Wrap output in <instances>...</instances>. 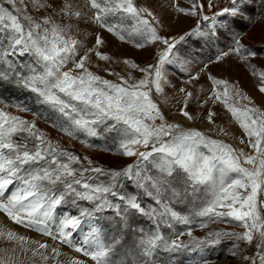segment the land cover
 Returning a JSON list of instances; mask_svg holds the SVG:
<instances>
[{
  "label": "snow or ice",
  "instance_id": "6c2138e0",
  "mask_svg": "<svg viewBox=\"0 0 264 264\" xmlns=\"http://www.w3.org/2000/svg\"><path fill=\"white\" fill-rule=\"evenodd\" d=\"M229 5L212 11L213 0L207 4L192 0L186 9L170 0L168 7L177 13L197 17L195 27L177 38L161 34L158 27H163L162 18L134 0H83L78 7L74 0H0V88L16 87L31 93L34 102L46 106L54 117H41L27 102L5 107L44 118L50 127L86 148L99 147L91 138L115 133L114 150L107 146L99 150L136 158L118 167L97 166L88 156L81 158L62 148L37 127L35 120L0 110V213L13 224L66 245L94 264H114V252L122 243L119 237L105 242L106 220L122 233L138 235L132 264H214L203 256L183 261L179 257L203 252L223 239L237 242L230 256L239 264H264V108L238 82L210 73L207 80L211 87L202 100L187 87L176 90L169 78V73L179 71L187 76L184 84L190 85L201 79L200 74L210 64L234 57L258 78L257 91L264 95V70L251 63L264 50V27L258 38L260 49L245 44L247 33L237 31L241 21H253L254 6L264 11V0H229ZM201 21L207 22L206 31ZM92 26L136 49L147 50L150 45L162 48L144 65L127 58L116 61L139 73V78L132 72L125 77L109 66L103 71L116 81L106 79L92 70L99 69L93 57L113 60L100 51L105 44L102 36L96 33L91 47L76 38L82 27L87 33ZM188 37L202 39L210 46L221 37L231 43L193 74L196 53L178 47L186 44ZM166 87L182 94L176 99L180 105L176 111L183 120H170L162 108L169 102ZM193 101H199V109L209 103L222 105L243 133L239 143L251 152L190 126L197 119L216 125L217 113L212 108L203 117L189 111ZM210 131L217 136L231 135L220 126ZM189 197L191 212L182 215L173 205ZM66 200L90 206H80L75 215H64L55 222V214ZM197 218L201 229L208 227L204 218L213 223L228 218L243 231H209L203 238L193 236L190 227L171 235L162 232V227L173 229L175 224L190 226ZM144 221L153 227L146 230ZM85 224L82 240L74 242V235ZM184 235L189 242L180 239ZM0 238L17 246L0 256V264H24L21 256L29 253L33 262L39 258L43 264L50 260L60 264L59 247L50 248L48 243L30 240L3 226ZM248 248L251 254H245ZM69 264L87 262L73 258Z\"/></svg>",
  "mask_w": 264,
  "mask_h": 264
},
{
  "label": "rangeland",
  "instance_id": "374dc122",
  "mask_svg": "<svg viewBox=\"0 0 264 264\" xmlns=\"http://www.w3.org/2000/svg\"><path fill=\"white\" fill-rule=\"evenodd\" d=\"M134 2L138 6H147L150 7L158 17L163 20V27H158V31L166 37H179L183 35L185 32L189 31L193 27H195L197 23V17H186L183 14L177 13L174 8L168 7L170 0H134ZM202 3L207 4V0H201ZM74 3L77 7L83 3V0H74ZM176 3L179 4L182 8H190L192 0H176ZM215 7L212 11H218L224 7H229V0H213ZM163 4L164 8L162 9L160 5ZM207 15H211V11H206ZM35 15V13H33ZM43 15V13H41ZM253 17V21H241L237 25V31L246 32L247 36L244 37L245 44H253L257 49H260L261 46L258 42L260 30L264 27V11H262L258 6H254V12L251 13ZM130 23V22H128ZM201 27L206 31L207 30V22L201 21ZM99 33L105 41V44L101 46L100 51L103 53H107L113 57L112 61L104 62L93 60L96 64L99 65V69L93 67V71H97V74L103 76L106 79H110L116 81L115 76L107 75L103 69L105 67H111L112 70L117 71L120 75L127 77L129 72H132L133 75L139 78L140 74L134 72V70L126 68L121 63H117L116 61H122L124 58L131 59L134 62H138L142 65L152 62L154 55L162 45L148 46L147 50L136 49L131 43H124L118 41L111 34L106 32L103 29H99L98 27L92 26L87 29V33H85L83 27L80 34H76V38L78 40L84 41L88 47H91L95 41V34ZM188 42L186 44L179 45L178 47L189 50L190 52H194L197 55V65L192 67L191 71L193 74L199 72V68L202 67L203 63H207L209 58H215V56L222 50H227L228 45L231 43L230 39L226 37H221L216 43L213 45L206 44L202 39L196 37H188ZM82 54V53H81ZM251 63L255 64L256 67L260 70H264V50H260L258 52V58L251 61ZM210 73L218 78L228 79L232 83L238 82V86L243 89L245 93L251 96L254 102L264 108V95L260 94L257 91L256 86L259 84V80L256 77H253L247 66L239 63L234 57L231 59L226 58L224 62L220 64H210L209 68L205 73H201V79L198 82H194L190 85H185L184 80L187 79V76L182 72L175 71L169 73V78L172 81V84L175 85V89L178 90L180 87H187L190 91H193L194 95L200 97L202 100L210 90L211 84L210 81L207 80V74ZM173 90L171 87H166V92L169 97V102L166 105H161L164 109L165 113L169 115L170 120H183L176 111V109L180 106L176 103V99H179L182 94H179L178 91ZM175 97V99H173ZM157 100L162 99L161 97H155ZM17 101L27 102L29 106L32 108L33 112L41 114V117H54V114L48 109L46 106L39 105L34 102V97L31 93L24 91L22 89L16 87L5 86L0 88V110L6 111L11 115H17L29 121L35 120L37 127L44 131L50 139L54 142H59L60 146L68 151H72L75 154L79 155L81 158L84 156H88L91 158L95 165L102 166L104 168L109 167H118L122 165H126L129 163H133L135 161V157L124 158L120 155H113L112 152H101L99 147H113V138L115 137V133L113 134H103L96 138H91L90 142L98 145L97 148H86L82 145L79 140H71L68 137L62 135V133L58 132L56 129L50 127L49 123L45 121L44 118H37L32 113H23L17 111L14 107H5V104L12 105ZM199 101H193L190 104L189 111L198 116H206L208 108H212L213 111L217 113L215 117L216 125L220 127H225L231 135L228 136H217L215 132L210 131L211 128L215 127L214 125H209L206 119H197L191 122L190 126L198 128L199 130L204 131L206 134H209L214 139H223L227 143H231L237 149L244 148L246 153H250L251 150L246 148L244 145L239 143V138H244L243 133L239 129L238 125H236L232 119L230 114H228L222 105L213 106L211 103L206 105L203 109L197 108V103ZM246 103V102H243ZM185 123H187L185 121ZM82 139L84 137H81ZM246 139V138H245ZM84 165L87 166V162H84ZM105 179V178H101ZM143 199V197H142ZM191 198H187L186 200L180 203H174V207L176 210L180 211L182 215H189L192 209V204L189 203ZM80 206H90L86 202H78L77 205H73L70 200H66L64 205L57 211L56 221L64 215H75L78 212V208ZM262 213H264V209H261ZM1 217L6 219L9 223H11L16 229L19 235H23L28 237L30 240H36L40 242L48 243L51 247H59L62 255L58 258L60 264H69V261L73 258L82 259L87 262V264H94L93 261L88 257H84L81 253H76L73 249L69 248L66 245H61L56 241H52L50 238L42 236L41 234L35 232L34 230H30L19 225L13 224L10 220L7 219L2 213H0ZM0 226H3L1 224ZM201 220L196 219L195 222L190 226H184L180 224H175L173 229H167L162 227V232L165 235H171L173 232H186L190 227L193 232V236L203 238L207 232L209 231H227V232H242L243 229L239 227L238 223L235 221H231L226 218L225 221H217L215 223L208 221L207 218H204V222L208 224V227L205 229H201L199 227ZM143 226L146 230H150L153 226L150 222L144 221ZM4 227V226H3ZM87 228V224H85L82 230L78 231L74 235V242H79L82 240L83 235L85 234L84 229ZM105 242H111L114 237H119L122 241L121 245H119L113 255L114 264H125V260L128 261V264H132V261L136 259L135 255H133V245L138 240V235H134L132 232L122 233V230L118 228L115 224L110 223L106 220V227L102 233ZM174 238V237H173ZM180 239L184 242H189L190 238L187 235L180 237ZM237 243L232 240L223 239L217 246L205 249L203 252L183 254L179 257V259L187 260L191 259H199L200 256H203L207 259H210L214 262V264H239V261L236 258H232L230 256V250H232V245ZM13 247H17L15 244H12L2 238H0V256H3L10 252ZM242 248H245L243 244ZM50 251V250H49ZM251 249L248 248L245 254H251ZM21 259L24 261V264H43L42 261L37 258L35 262L31 259L30 253L27 257L21 256ZM49 264H52V261H49Z\"/></svg>",
  "mask_w": 264,
  "mask_h": 264
},
{
  "label": "bare ground",
  "instance_id": "6f19581e",
  "mask_svg": "<svg viewBox=\"0 0 264 264\" xmlns=\"http://www.w3.org/2000/svg\"><path fill=\"white\" fill-rule=\"evenodd\" d=\"M0 217H1V215H0ZM0 220L2 221L1 224H2L5 228H7V229H11V230L15 231L16 228H15L11 223H9L6 219H4V218H0Z\"/></svg>",
  "mask_w": 264,
  "mask_h": 264
}]
</instances>
